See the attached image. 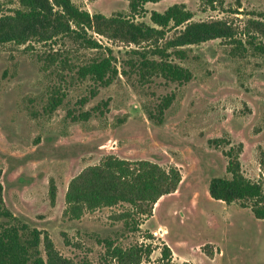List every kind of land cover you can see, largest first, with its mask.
Returning a JSON list of instances; mask_svg holds the SVG:
<instances>
[{
    "label": "rangeland",
    "instance_id": "374dc122",
    "mask_svg": "<svg viewBox=\"0 0 264 264\" xmlns=\"http://www.w3.org/2000/svg\"><path fill=\"white\" fill-rule=\"evenodd\" d=\"M72 2L90 14H128L124 0ZM236 2L217 0L211 7L204 0H163L145 4L146 13L135 20L152 26V12L183 4L193 13V22L225 20L240 36L256 34L251 21L264 22V0H239L240 6ZM16 8L18 0H0V16ZM175 34L167 33L158 46ZM96 39L102 50L68 55L72 71L58 62L48 65L49 54L62 57L70 48L60 40L49 45L0 44V182L6 208L46 233L55 250L74 263L116 264L106 257L108 240L122 249L150 247L152 253L140 264H165L164 244L172 252L171 264H264V220L255 219L239 203L225 204L208 193L213 178L229 177L224 154L232 149L234 156L239 144L242 174L264 191L262 58L250 51L235 54L220 40L208 41L182 48L185 59L170 57L191 72L190 81L152 77L144 82L135 51L155 59L154 42L134 46ZM107 50L118 70L110 85L77 78L78 66ZM54 95L63 96L62 103L48 112ZM166 97L171 103L162 121L149 119V112L158 115ZM85 112L90 113L87 121H73ZM107 156L175 167L181 174L177 190L157 201L138 231H129L120 217L130 209L127 204L84 211L78 220L64 215L70 180ZM51 184L56 189L53 204ZM40 250L45 258L42 243Z\"/></svg>",
    "mask_w": 264,
    "mask_h": 264
},
{
    "label": "trees",
    "instance_id": "16d2710c",
    "mask_svg": "<svg viewBox=\"0 0 264 264\" xmlns=\"http://www.w3.org/2000/svg\"><path fill=\"white\" fill-rule=\"evenodd\" d=\"M124 1L128 4L127 16L114 14L106 17L102 14H90L75 5L72 0H18V8L11 11V14L0 16V44L13 43L20 46L34 42L49 45L60 40L68 43L70 48L62 57L49 54L48 65L50 67L58 62L63 69L72 71V68L67 66L71 52H97L103 49L96 35L110 40L119 39L134 46L154 42L155 48L151 55L155 56V59L135 51L140 56L138 75L144 82H148L152 77H160L171 83L190 81L191 72L173 64L170 57L185 59L186 53L182 48L213 40H220L232 46V52L235 54L241 55L250 51L252 55L264 61V22L251 21V29L256 34L240 36L236 28L225 20L193 22V13L183 4H175L163 13L152 12L149 17L152 26H149L137 22L135 18L144 16L145 4L163 0ZM204 1L211 7L217 3V0ZM236 1L240 6L239 0ZM171 31H175V36L158 46L157 42L164 40L166 34ZM74 74L80 80L89 79L106 87L117 78L118 70L111 50H107L78 66ZM62 97L54 95L49 98L48 112L61 105ZM170 103V97L164 98L158 106V115L149 112V119L155 118L160 123V116ZM89 118L90 113L85 112L72 119L75 122H85ZM240 152L241 144L238 145L234 156L232 149L225 152L224 155L228 159L226 173L229 177L213 178L208 186L209 196L225 204L239 203L241 208H248L255 219L264 220L263 187L242 174L238 158ZM180 182L181 174L175 167L164 169L146 160L130 162L107 156L98 165L87 167L70 180L64 195V215L78 220L84 211L127 204L130 209L122 212L120 217L129 231H138L143 221L152 216L157 201L174 193ZM2 192L0 182V264H92L87 260L74 263L62 257L46 233L31 228L6 208ZM55 195L56 189L51 184L49 198L52 204ZM41 243L45 258L41 255ZM105 243L106 257L116 264H140L144 256L149 257L152 253L148 246L122 249L113 247L108 240ZM161 259L165 264H171L172 252L165 244L161 248Z\"/></svg>",
    "mask_w": 264,
    "mask_h": 264
}]
</instances>
